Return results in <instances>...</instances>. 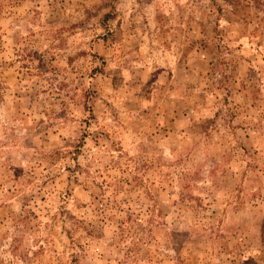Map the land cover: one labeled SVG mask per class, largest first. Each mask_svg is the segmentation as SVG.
<instances>
[{
    "label": "rangeland",
    "instance_id": "1",
    "mask_svg": "<svg viewBox=\"0 0 264 264\" xmlns=\"http://www.w3.org/2000/svg\"><path fill=\"white\" fill-rule=\"evenodd\" d=\"M0 264H264V0H0Z\"/></svg>",
    "mask_w": 264,
    "mask_h": 264
}]
</instances>
